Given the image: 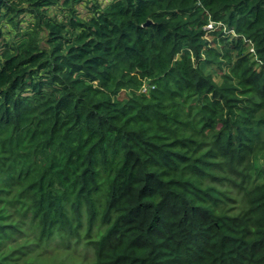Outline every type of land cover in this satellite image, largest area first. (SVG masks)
<instances>
[{
  "label": "trees",
  "instance_id": "16d2710c",
  "mask_svg": "<svg viewBox=\"0 0 264 264\" xmlns=\"http://www.w3.org/2000/svg\"><path fill=\"white\" fill-rule=\"evenodd\" d=\"M262 125L264 0H0V264H264Z\"/></svg>",
  "mask_w": 264,
  "mask_h": 264
},
{
  "label": "rangeland",
  "instance_id": "374dc122",
  "mask_svg": "<svg viewBox=\"0 0 264 264\" xmlns=\"http://www.w3.org/2000/svg\"><path fill=\"white\" fill-rule=\"evenodd\" d=\"M211 24L208 26V24L205 26L206 29H208V33L210 34V38L212 39L213 36L211 35L212 32L216 31L218 27L223 26L224 30L227 32V24H223L222 22L214 24V22H210ZM231 35L239 36V34L236 32L235 28H231ZM251 46L255 48V45L250 42ZM253 51V49H252ZM255 53V50H254ZM224 69V68H223ZM148 88L141 89V92H147ZM238 96L241 95V93H237ZM124 96V92L121 94ZM249 127V126H247ZM259 133L249 132L247 134V140L248 146L246 151L249 154L250 162L252 163V168L249 169L248 174L250 175V181L252 183L253 180H256V183L258 185L264 184V126L262 125L260 128ZM232 133L235 135L238 133L236 130H232ZM255 163H258L259 168L262 169V174H259L258 168L253 167ZM248 176V175H247ZM229 187V185L227 186ZM29 227V224H26V228ZM104 226H102V229ZM98 228H95V235L97 233ZM68 236H63L62 238H59V243H61L62 246H56V244H50L47 245L46 249H48L46 252H44L43 257L40 258V261L43 262L45 259L49 262H57L59 264H92L93 259L90 258L87 254L88 250V242L85 240V236L80 237L79 240H76L69 250L66 249V244L68 241ZM90 252H93V248H89Z\"/></svg>",
  "mask_w": 264,
  "mask_h": 264
},
{
  "label": "water",
  "instance_id": "95a60500",
  "mask_svg": "<svg viewBox=\"0 0 264 264\" xmlns=\"http://www.w3.org/2000/svg\"><path fill=\"white\" fill-rule=\"evenodd\" d=\"M150 23H152L151 20L147 21L144 25H145V26H148Z\"/></svg>",
  "mask_w": 264,
  "mask_h": 264
},
{
  "label": "built area",
  "instance_id": "2783aa9c",
  "mask_svg": "<svg viewBox=\"0 0 264 264\" xmlns=\"http://www.w3.org/2000/svg\"><path fill=\"white\" fill-rule=\"evenodd\" d=\"M211 23L208 24V26L210 25ZM144 88H147V87H144Z\"/></svg>",
  "mask_w": 264,
  "mask_h": 264
},
{
  "label": "clouds",
  "instance_id": "9594fccd",
  "mask_svg": "<svg viewBox=\"0 0 264 264\" xmlns=\"http://www.w3.org/2000/svg\"><path fill=\"white\" fill-rule=\"evenodd\" d=\"M145 87H147V88H148V86H145Z\"/></svg>",
  "mask_w": 264,
  "mask_h": 264
}]
</instances>
